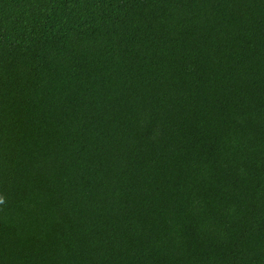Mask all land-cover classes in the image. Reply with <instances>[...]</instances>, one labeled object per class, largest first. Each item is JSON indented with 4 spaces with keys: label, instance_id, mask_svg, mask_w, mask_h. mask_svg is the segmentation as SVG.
<instances>
[{
    "label": "trees",
    "instance_id": "obj_1",
    "mask_svg": "<svg viewBox=\"0 0 264 264\" xmlns=\"http://www.w3.org/2000/svg\"><path fill=\"white\" fill-rule=\"evenodd\" d=\"M0 264H264V0H0Z\"/></svg>",
    "mask_w": 264,
    "mask_h": 264
}]
</instances>
